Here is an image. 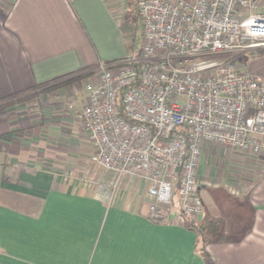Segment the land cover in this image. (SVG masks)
<instances>
[{"label": "crops", "instance_id": "0c3cea01", "mask_svg": "<svg viewBox=\"0 0 264 264\" xmlns=\"http://www.w3.org/2000/svg\"><path fill=\"white\" fill-rule=\"evenodd\" d=\"M132 10L139 19L137 0H0V264H205L182 216L168 210L165 223L148 218L139 179L124 178L111 200V174L104 186L81 180L94 151L75 117L85 93L74 110L64 107V87L47 91L61 85L52 83L57 77L132 56ZM253 66L248 73L264 79V59ZM32 91L41 92L40 111L11 105ZM229 150L253 155L230 147L221 155ZM261 151L253 156L262 168L231 171L238 187L228 203L213 188L230 190L234 181L210 186L211 147L201 153L199 220L220 218L233 237L206 244L211 264H264Z\"/></svg>", "mask_w": 264, "mask_h": 264}, {"label": "built area", "instance_id": "2783aa9c", "mask_svg": "<svg viewBox=\"0 0 264 264\" xmlns=\"http://www.w3.org/2000/svg\"><path fill=\"white\" fill-rule=\"evenodd\" d=\"M260 2L137 0L138 56L91 70L75 114L91 162L113 176L109 200L124 178H136L151 221L165 223L168 210L199 220L202 151L264 148V79L223 57L264 51V11L250 12Z\"/></svg>", "mask_w": 264, "mask_h": 264}, {"label": "rangeland", "instance_id": "374dc122", "mask_svg": "<svg viewBox=\"0 0 264 264\" xmlns=\"http://www.w3.org/2000/svg\"><path fill=\"white\" fill-rule=\"evenodd\" d=\"M260 3L262 6L252 7L250 12H254V13L255 12H263L264 11V0H261ZM248 12H249V10L246 9L242 12V14L245 16L248 14ZM131 14H130V16H132V22L133 23H129L131 31H128L127 33H128L129 39H130L129 41L131 44V52H132L133 56H138L140 48H141V43H142V33H141L142 28H141V23H140L139 19L135 17L134 10L131 11ZM223 57L231 59L235 63L238 70H240L242 72H249L254 67L253 63L255 61L260 60V59H264V51H258V52L247 51V52L240 53V54L239 53H231V54L223 55ZM90 76L91 75H89V77ZM66 79H70V78H66ZM66 79L65 78L61 79V80L59 79V80L52 82V83H55V85H57L56 84L57 82H60L61 85H59L58 87L47 86L48 87L47 91H48V93L51 90H54L53 92H56L61 87H64L65 90H67L66 97L64 98V107L66 108L68 106H72V107L74 106V110H75V108L82 105L81 100L83 99L84 93H85V90H84L85 82L88 79L84 78V79H78V80H75L72 82L71 81L64 82ZM62 82H64V83H62ZM49 85H51V82L49 83ZM40 101H42L41 92L40 91L39 92H33L32 91L30 93H25L23 95H20V97L14 98L10 103L12 106H14L16 108L20 107V106L27 105V110L29 112L35 113L37 111H40V105H39ZM2 106H5V105L2 103L0 105V107H2ZM43 106L44 105H42V107ZM210 147H211V155L210 156H212L214 159L213 164H211V165H213L214 173L211 176L212 183L210 184V186H212L213 184H220V185L224 186L228 183L227 180H231V182L234 181V183H229L230 185L227 184L230 186V188H231L230 190H225V189L217 190V188H213L215 197H217L219 200L222 201L223 200L222 195L225 194V195H227V197L224 196V202L228 203L227 201H229V198L232 197L234 194V192L232 193V191H237V187H238V183L235 182L237 177L234 179L235 176H233L231 171H233L235 169V171L237 173L236 176H240V174L242 172L243 173L245 172V174H246V172L249 173V172L254 171L256 169L259 170L263 166L261 167L257 164L256 160L258 158L257 157L255 158L253 155H250L251 157L248 155H242V154L237 153L234 150L226 151L225 155H221V150L224 146L213 145ZM224 150H225V148H224ZM261 152L258 155H261L262 154ZM226 158H228V160ZM228 163H230L234 166H232ZM84 166H86V167L83 168ZM235 166H237V169L235 168ZM83 167H82V169H80V172L78 173L81 176L82 181L85 180L86 178L92 177V179H94V180H96V182H98V184H97L98 186L99 185L104 186L105 182L108 183V181H107L108 176L105 174V172L102 169H100L98 166L94 165L91 162V160H88L85 163V165H83ZM228 176L230 178H228ZM201 183H203V178L200 177V184ZM109 186H110V183H109L108 187ZM215 190L217 192H215ZM204 193H205L204 189H202L200 192V196L203 199L205 198ZM217 193H218V195H217ZM229 205L231 206V204H229Z\"/></svg>", "mask_w": 264, "mask_h": 264}, {"label": "trees", "instance_id": "16d2710c", "mask_svg": "<svg viewBox=\"0 0 264 264\" xmlns=\"http://www.w3.org/2000/svg\"><path fill=\"white\" fill-rule=\"evenodd\" d=\"M91 71L87 69H79L74 73H69L55 78L54 80L66 79L64 82L75 81L78 79H86L90 75ZM62 82V83H64ZM184 225L193 230L197 235V251L204 258L205 264H211L209 258L206 255V244L211 241H231L233 237L227 235L223 231V220L220 218H213L211 216H204L202 220H192L188 218H183Z\"/></svg>", "mask_w": 264, "mask_h": 264}]
</instances>
